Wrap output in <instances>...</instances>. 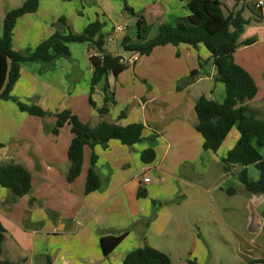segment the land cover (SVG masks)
<instances>
[{
  "label": "crops",
  "instance_id": "1",
  "mask_svg": "<svg viewBox=\"0 0 264 264\" xmlns=\"http://www.w3.org/2000/svg\"><path fill=\"white\" fill-rule=\"evenodd\" d=\"M18 1L16 4H22L25 0H0V37L3 18L12 9L10 4ZM122 1L123 5L119 6L120 0H42L35 13L16 20L11 49L29 55L56 31L62 36L69 32L81 34L89 23L98 20L103 24L101 32L106 39L105 50L109 52L108 46L113 44L114 55L123 56L127 53H118L117 46L122 49L124 36L135 40L136 21L140 17L151 27V31L155 25V32L149 34L151 38L160 25H174L178 21H185L188 16L186 3L189 0ZM229 3L228 9H241L242 17L249 21L233 54L235 63L251 75L257 86L255 97L247 105L264 113V6L255 9L252 0L239 3L230 0ZM121 9H124V13L120 12ZM60 19L65 22L59 23ZM248 26L249 30H246ZM67 46L70 52L67 58L58 57L49 64L22 62L11 94L21 103L38 105L49 114L69 110L91 127L101 122L123 127L141 123L145 139L156 134L152 145L155 159L148 165L140 161V152L150 147L146 142L129 148L111 140L106 149L98 145L85 147L81 172L75 181L68 183L67 150L72 138L70 126L65 124L57 135L49 134L46 128L54 123L53 117L41 119L30 116L21 112L13 102L0 100V164H19L31 175V191L21 198H14L10 191L0 187V225L5 230L1 260L12 264H46V258H49L52 264H113L115 256V261L122 264L125 255L143 243L160 250L158 245L149 243L148 235L153 234L161 240L167 235V210L177 193L169 188L171 192L159 197L165 191L160 189L167 180L184 187L187 199L196 196L199 188H203L211 196L218 215L223 208L216 203L214 195H234L237 189L244 191L250 200L247 229L254 226L256 230L251 233L258 234L264 228V213L261 216L256 212L257 208L264 207V196L249 194L244 189L239 180L242 167L233 166L226 172L221 163L226 152L237 141L238 132L233 129L219 150L212 153L202 150L201 136L195 130L196 100L204 96L221 103L225 97L224 85L216 80V70L208 52H203L201 46L192 49L186 45H167L151 52L162 51L160 64L136 62L127 66L126 69L133 67L132 86L135 74L151 83L150 73L154 76L157 72L161 78L153 82V87L147 92L135 90L134 87L130 94L127 91L120 94L122 103L126 100L136 102L134 108L125 113L109 111L113 104L111 85L121 73L117 77L108 75L106 80L100 81L102 88L95 86L91 96L97 109L104 107L105 97L108 99V112L101 115L88 101L93 70L88 45L69 42ZM193 70L199 73L189 79ZM105 81L108 84L106 91L103 85ZM204 87L210 90L206 91ZM121 113L124 117L118 118ZM134 153L139 155L135 163L130 159ZM259 153L264 157V147L259 149ZM92 154L97 157L95 171L103 186L85 195ZM219 169L223 172L220 183L215 182L207 188L199 185L200 181L214 176L215 170ZM245 169L250 180L259 178L253 166ZM148 172L158 182L149 180L142 190L138 177L148 178ZM139 191L145 192V206L136 200ZM160 200H163V206L159 205ZM152 201L157 205H151ZM187 203L180 196L175 204L180 207ZM124 231L128 232L127 236L105 257L100 238ZM181 233L179 231V235ZM261 259H264V251L250 262Z\"/></svg>",
  "mask_w": 264,
  "mask_h": 264
},
{
  "label": "trees",
  "instance_id": "2",
  "mask_svg": "<svg viewBox=\"0 0 264 264\" xmlns=\"http://www.w3.org/2000/svg\"><path fill=\"white\" fill-rule=\"evenodd\" d=\"M40 1L42 0H25L19 7L9 10L3 18L0 37V100L13 102L21 112L30 116L41 119L53 117L54 123L46 128L49 134L57 135L65 124L70 126L72 138L67 150L69 168L66 181L68 183L75 181L81 172L84 148H94L97 145L106 148L111 140L118 141L129 148L148 141L150 147L140 152V161L145 165L153 163L155 153L152 145L155 143L156 134L153 133L145 139L144 126L141 123L123 127L101 122L91 127L81 122L69 110L49 114L38 105L21 103L11 94L19 78V65L22 62L38 61L49 64L58 57H69L67 43H87L89 60L93 66L88 101L98 114L102 115L108 112L106 108L108 99L105 97L104 107L97 109L91 99L94 87L102 79L106 80L108 75L117 77L126 69V66L121 63V56L113 55L105 50L106 39L101 32L103 24L98 20L89 23L81 34L69 32L62 36L56 31L39 43L29 55L13 51L11 40L16 20L26 14L35 13ZM234 1L239 3L245 0ZM186 9L188 16L185 21H178L174 25L162 24L151 38H149L151 27L140 17L136 21L135 40L124 36L121 47L127 54L135 53L139 56H149L153 49L167 45L173 47L186 45L192 49L201 46L209 53L216 70V80L224 85L225 97L219 103L200 96L194 104L195 130L201 136V148L204 152L216 153L229 133L235 129L239 137L221 159L224 170L228 172L233 166L242 167L239 180L244 189L249 194L264 196V157L259 153V149L264 147V118L257 117L260 114L264 117V113L247 105L255 97L257 86L251 75L233 59V54L239 46L238 39L249 21L242 17L241 9H228L220 0H189L186 3ZM62 22L65 20L60 19L59 23ZM198 73L197 70H193L188 78L192 79ZM107 87L108 84L105 81L104 91ZM123 117L124 114L121 113L118 118ZM96 161L97 157L92 154L90 168L86 175L85 195L103 186L101 178L95 171ZM248 166H253L258 171L257 180L252 181L248 178L245 169ZM0 187L10 191L14 198H21L31 191V175L19 164L13 162L0 164ZM137 196L143 198L145 192L139 191ZM4 233L5 230L0 225V264H12L1 260ZM127 234L128 232L124 231L118 235L101 237L99 242L103 255L107 257ZM187 263L199 264L195 259H189ZM254 263H264V259L251 261L249 264ZM46 264H52L49 258H46ZM122 264L172 263L165 253L143 243L141 247L127 253Z\"/></svg>",
  "mask_w": 264,
  "mask_h": 264
},
{
  "label": "rangeland",
  "instance_id": "3",
  "mask_svg": "<svg viewBox=\"0 0 264 264\" xmlns=\"http://www.w3.org/2000/svg\"><path fill=\"white\" fill-rule=\"evenodd\" d=\"M222 2L226 7L230 5V0H222ZM16 3H19V1L14 2V4H10L12 9L21 5ZM119 4V6H122L123 1L120 0ZM120 12L124 13V9H121ZM249 26L246 30H249ZM153 27L154 28H152L151 34L156 30L155 25H153ZM117 48L118 53L122 54L123 50L119 46H117ZM201 49L203 52H207L203 47H201ZM108 50L113 55L116 53L113 44L108 46ZM161 52L162 51L158 49L149 56H139L137 62L138 64L149 63L158 65L160 64V61L163 60V55L160 56ZM171 61H173L172 58ZM132 69L133 67L127 68L123 71L111 85L113 104L110 105V113H125L129 109L131 110L134 108V103L136 102L126 100L122 103L119 98L120 94L126 91L130 94L134 87L135 90L147 92L150 87H153V82L161 78L157 72L154 73V76L150 73L149 78H151V83L149 81L147 82L142 80V78H138L135 74V82L132 86ZM149 78H146V80ZM104 84L105 83H103V85ZM96 86L100 89L102 88V84H100V82ZM203 89H206V91L210 90L209 87H204ZM207 95L210 97L209 92H207ZM257 117L264 118L262 117V114L257 115ZM143 142L148 143V141ZM138 157V153H134V155L130 158L131 162L133 160L135 163V158ZM222 173L221 169L215 170L214 176L205 177L199 182V185L207 188L212 186L215 182L220 183V175ZM146 176L151 182H158V180L154 178L150 172H148ZM138 178L140 187L144 190L147 185H143L141 183L142 177ZM176 184L177 183L172 180H167L165 185L160 189V191H165H163L159 197L163 196L165 192H171L169 188H173V190L177 191V193L174 194V202H170V207L167 210L168 225L166 226L167 235L165 239L161 240L153 234L148 235L149 243H151V245H158L160 247L159 251L165 253L170 258L172 264H188L187 261L189 259H195L199 264H249L250 259L261 255L262 251H264V228H262L260 232L258 231V234H253L250 229H247L250 215L248 204L250 200L248 199L249 197L246 192L237 189L236 194L234 195H228L226 193L214 195L216 203L223 208L218 215L211 196L203 190V188H199L196 196L187 199L184 196L185 188L178 185L176 186ZM233 188L235 189V187ZM180 196L189 203H187V205L177 207L175 203L179 201ZM146 199L147 197L144 199L136 198L141 206H145L146 203L144 200ZM163 203V200H160L159 205L163 206ZM151 205L154 206L157 204L152 201ZM47 206L49 205L47 204ZM256 212L262 216V213H264V207L257 208ZM153 218L154 216L152 219ZM225 223L231 228H228ZM179 231L182 232L180 235ZM192 233L194 235L193 239L191 238ZM160 240L161 244H159ZM250 240L253 241L249 242ZM115 260L116 258L113 256V264H120V262Z\"/></svg>",
  "mask_w": 264,
  "mask_h": 264
},
{
  "label": "built area",
  "instance_id": "4",
  "mask_svg": "<svg viewBox=\"0 0 264 264\" xmlns=\"http://www.w3.org/2000/svg\"><path fill=\"white\" fill-rule=\"evenodd\" d=\"M253 1V7L255 9H260L262 6H264V0H252ZM139 59V55L135 53H128L127 55L121 56V63L127 66L134 65ZM141 183L143 185H146L149 183V179L145 176H142Z\"/></svg>",
  "mask_w": 264,
  "mask_h": 264
},
{
  "label": "water",
  "instance_id": "5",
  "mask_svg": "<svg viewBox=\"0 0 264 264\" xmlns=\"http://www.w3.org/2000/svg\"><path fill=\"white\" fill-rule=\"evenodd\" d=\"M256 229H255V227L254 226H252L251 228H250V231L251 232H253V231H255Z\"/></svg>",
  "mask_w": 264,
  "mask_h": 264
}]
</instances>
